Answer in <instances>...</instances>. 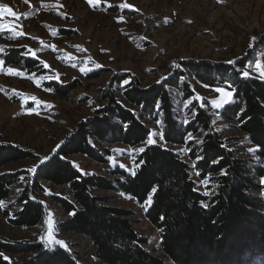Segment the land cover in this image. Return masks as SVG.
I'll use <instances>...</instances> for the list:
<instances>
[{
    "label": "trees",
    "instance_id": "16d2710c",
    "mask_svg": "<svg viewBox=\"0 0 264 264\" xmlns=\"http://www.w3.org/2000/svg\"><path fill=\"white\" fill-rule=\"evenodd\" d=\"M6 64L42 70L40 61L24 56L19 48L10 49ZM182 64L184 71L147 88L136 78L120 86L129 76L116 77L119 92L130 107L112 98L110 105L81 122L26 181L23 176L28 171L4 168L35 160L36 155L0 143V204L9 201L19 186L10 204L13 213L0 207L10 224L37 228L45 223L48 212L40 193L44 191L42 183L48 182L69 190L67 196L53 197L65 214L57 224L58 231L85 238L102 264H250L264 256V80L242 78L243 63L232 66L205 60ZM185 71L205 86L234 90L235 103L226 105L219 117L228 123L229 130L241 132L242 139L258 149L255 157L228 149L208 103L194 99L189 82L181 79ZM55 90L68 95L66 87ZM180 102H189L185 112L191 116L188 122L180 117ZM144 118L160 121L164 144L146 145L137 154L135 175L119 168L109 175L91 174L69 159L82 154L102 163L106 160L105 145H141L151 134ZM202 131L200 141L191 139ZM169 145L189 148L188 156L195 161L201 178L213 175L216 185L210 197L197 189L189 161ZM111 193H122L141 204L151 195L145 217L158 232L161 255L147 247V238L140 234L132 211L111 204ZM201 202L208 207H202ZM51 249L40 243L22 246L0 238V264H83L78 251L63 246ZM15 254L29 255L14 263L8 256Z\"/></svg>",
    "mask_w": 264,
    "mask_h": 264
},
{
    "label": "rangeland",
    "instance_id": "374dc122",
    "mask_svg": "<svg viewBox=\"0 0 264 264\" xmlns=\"http://www.w3.org/2000/svg\"><path fill=\"white\" fill-rule=\"evenodd\" d=\"M0 5L10 8L18 17L0 15V24L17 25L15 31L0 28V59L4 60L0 66V143L36 155L35 160L14 163L4 171L36 169L41 159L53 155L81 122L110 105L112 98L130 107L119 92L118 76H129L120 86L136 78L142 88H147L184 71L183 61L207 60L232 66L243 63L241 73L248 71L250 77L258 79L255 63L264 67V0H0ZM12 48L22 49L24 56L32 58L28 50H34V59L40 61L42 70L7 65L6 57ZM7 68L14 72L9 74ZM184 78L195 93L194 99L199 97L200 103H208L215 115V127L222 132L228 149L255 157L257 148L242 139L241 132L229 130L228 123L220 119L219 113L226 105L221 109L212 105L219 98L216 87L199 83L189 71H185ZM57 86L68 88V95H60L55 90ZM188 105L189 102L178 105L183 122L191 120L185 113ZM143 121L151 129L155 143L164 144L160 121ZM203 133L191 139L200 141ZM146 145H105L106 160L102 163L82 154L69 159L81 171L91 174L109 175L117 168L132 172L138 150ZM169 146L192 165L197 189L213 193V175L199 176L195 161L188 156L189 148ZM261 164L264 167V160ZM32 174L28 171L23 179H30ZM205 179L209 181L207 187L202 183ZM42 187L40 196L48 212L45 223L37 228L14 227L0 211V238L23 246L40 243L43 236L50 248L60 246L55 244L56 240L63 241V247L82 254L83 264H102L85 238L57 229L65 214L53 197L67 196L68 188L48 182H43ZM18 189L16 186L10 200L1 203L10 214V204ZM110 195L112 205L132 211L140 234L147 238V247L161 255L158 232L145 217L148 204L122 193ZM49 219L53 223L51 240L46 224ZM27 255L8 258L17 263ZM262 258L259 256L250 264H262Z\"/></svg>",
    "mask_w": 264,
    "mask_h": 264
},
{
    "label": "snow or ice",
    "instance_id": "6c2138e0",
    "mask_svg": "<svg viewBox=\"0 0 264 264\" xmlns=\"http://www.w3.org/2000/svg\"><path fill=\"white\" fill-rule=\"evenodd\" d=\"M3 13H9V14H11L13 16L14 19H18L16 13L15 12H12L10 8H7V7H4V6L0 5V15H2ZM16 27H17V25L11 24V23H9V24H0V28L6 29L8 31H15ZM28 52H31L33 58H35L36 53H35L34 50L29 49ZM0 55H2V53H0ZM228 63H234V62L229 61ZM2 65H4V60L3 59H0V66H2ZM44 67L47 68L48 65L47 64H44ZM255 68L258 71V75H259L260 79L261 80H264V67H262V65L260 63H255ZM7 72L9 74H11V73L14 72V70L12 68H7ZM15 74L16 75H19L20 73L16 72ZM241 77L242 78H245V79L246 78H251L248 71L243 72L241 74ZM45 78L52 79L53 77H45ZM181 79H184V77H181ZM160 82H162V81H160ZM228 87H230V85ZM214 90L217 93H219L218 100H215V101H212L211 102L212 105L215 108L221 109V108H223L227 104L235 103V101L233 99V97H234V90H226L225 87H216ZM197 99H199V97H197ZM188 138L189 139L191 138V135L190 134H189V137ZM146 143L148 145H151V144H154L155 141L152 139L151 136H149V138L147 139ZM256 150H258V149H256ZM138 151L139 152H143L144 149L141 148ZM249 151H254V150H249ZM47 159H48V157H44L43 159H41L40 163L41 164L46 163ZM198 159H199V157H198ZM140 163L142 164L143 161H141ZM214 163H218V161H214ZM136 167L138 168L139 166L137 165ZM28 171H30L32 173H35L36 172V169L35 168H32V169H29ZM131 174L132 175H135V169L132 171ZM202 183L207 187L209 181H208V179H205L204 181H202ZM261 183H264V179L261 180ZM153 192H155V189H153ZM202 194L205 195V196H209V197L212 195V193L210 191H208V190H206ZM151 202H152V198H151V195H150L149 198H148V201L146 203L148 205H150ZM201 206L204 207V208H207L208 207V205L205 204V203H203V202H201ZM0 207H3V205L0 204ZM46 224H47V230H48V239L51 240L52 239V232H51V230L53 228L52 220L51 219L47 220L46 221ZM161 231H163V229H161ZM40 243L44 244L46 250H49V251L52 250L48 246V243L44 240L43 236H41V238H40ZM55 244L56 245H60V246H64V242L63 241H59V240H56L55 241ZM245 264H248V262L246 261ZM262 264H264V258H262Z\"/></svg>",
    "mask_w": 264,
    "mask_h": 264
}]
</instances>
